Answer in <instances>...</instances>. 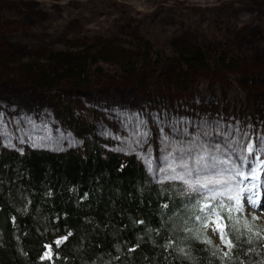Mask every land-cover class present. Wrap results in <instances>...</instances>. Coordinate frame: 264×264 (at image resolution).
Masks as SVG:
<instances>
[{"label": "rangeland", "instance_id": "1", "mask_svg": "<svg viewBox=\"0 0 264 264\" xmlns=\"http://www.w3.org/2000/svg\"><path fill=\"white\" fill-rule=\"evenodd\" d=\"M199 52L207 63L188 65ZM62 55L71 71L53 78ZM245 132L259 142L250 162L264 181V0H0V154H69L97 139L202 204L165 160L197 137L247 143ZM224 192L205 195L232 209H219L226 223L264 229V209ZM209 219L195 220L197 234L223 253Z\"/></svg>", "mask_w": 264, "mask_h": 264}, {"label": "trees", "instance_id": "2", "mask_svg": "<svg viewBox=\"0 0 264 264\" xmlns=\"http://www.w3.org/2000/svg\"><path fill=\"white\" fill-rule=\"evenodd\" d=\"M60 57L53 78L71 71ZM185 60L209 59L199 52ZM44 83L51 90L57 81ZM216 139L223 147L229 141ZM200 205L178 186L155 183L135 157L105 152L97 139L69 154L4 151L0 264H264V238L231 231V222L225 230L236 247L229 259L197 239ZM46 245L51 259L42 260Z\"/></svg>", "mask_w": 264, "mask_h": 264}, {"label": "snow or ice", "instance_id": "3", "mask_svg": "<svg viewBox=\"0 0 264 264\" xmlns=\"http://www.w3.org/2000/svg\"><path fill=\"white\" fill-rule=\"evenodd\" d=\"M240 132V129H237ZM231 135V134H229ZM241 139L248 141L241 143L240 141H228L226 144L227 150L231 153V158L224 155V149L221 148L219 143H209L207 140L203 143L196 140H189L186 146L177 147L174 151L170 152V159H166L165 163L168 164L169 170L174 173V178L181 181L189 190V193L194 197H201L205 202L200 205V210H207V215L204 217L196 216L197 221H202L203 227L207 228L210 219L214 216L215 226L213 231H219L220 240L227 248V251L222 253L224 259H229L232 250L236 247L235 237L226 231L229 225L225 221L232 220L229 215L225 217L220 214L219 209L223 208L225 211L231 213L232 209L225 203H220L213 206L212 197L205 195L206 193H215L217 190L223 189L228 192L231 199L235 204L240 203L239 191H243L247 182L249 188H255V181L257 180V169L251 165L248 157L259 159L254 155L257 142L253 141L251 137L245 132L241 133ZM261 144H264V138H261ZM247 153V156L245 155ZM235 192V195L232 193ZM255 196V199L253 198ZM259 196H248V201L253 206L258 207L257 200ZM167 207V205H165ZM239 211V209H237ZM258 217H253V221L258 220ZM142 223V221H141ZM244 229L251 236L257 238H264V229L257 228L254 224L248 221L244 222ZM191 231V229H189ZM231 231L243 235L237 220L231 227ZM69 235H71L69 233ZM251 236L247 238V242H252ZM67 236L61 237L56 240L57 246L62 240H67ZM201 239L200 236L196 237ZM202 243L212 244V241L207 236L201 239ZM48 251L44 253L41 259L49 258L51 256V245L45 246ZM134 250V249H132ZM215 254V253H214Z\"/></svg>", "mask_w": 264, "mask_h": 264}, {"label": "bare ground", "instance_id": "4", "mask_svg": "<svg viewBox=\"0 0 264 264\" xmlns=\"http://www.w3.org/2000/svg\"><path fill=\"white\" fill-rule=\"evenodd\" d=\"M229 141H234V138H232V140H229ZM254 141L257 142L256 147H255V150H256V149H258V143L259 142L257 141V138H254ZM221 148L224 149V155H228L231 158V153L228 152L227 147L226 146H224V147L221 146ZM245 155L247 156V153H245ZM248 159L250 160V159H252V157H248ZM252 162H251V165L255 168L254 163H252ZM255 184H256V187L255 188H249L247 186V182H246V186H245L244 190L242 191V193H240L241 191H239L240 203L238 204V206H241V204H242V205H244L248 209L251 208V207L253 208V205L250 204L249 201H248V196L253 195V193H255L257 195V193L255 191H253V190H257V189H259V188L262 187L263 188V190H262V197H261V200H262V203L261 204L262 205L260 206L259 209H264V181L261 180V182H259L258 179H257L255 181ZM222 195L223 196H230L229 193L226 192V191ZM232 195H235V192H233ZM253 198L255 199V196H253Z\"/></svg>", "mask_w": 264, "mask_h": 264}]
</instances>
